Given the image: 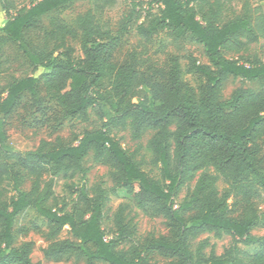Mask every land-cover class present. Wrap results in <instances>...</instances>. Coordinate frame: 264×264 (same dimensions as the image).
<instances>
[{"label":"trees","instance_id":"1","mask_svg":"<svg viewBox=\"0 0 264 264\" xmlns=\"http://www.w3.org/2000/svg\"><path fill=\"white\" fill-rule=\"evenodd\" d=\"M73 1L0 0L5 16L0 76L11 70L4 53L8 44L37 73L0 87V264H41L31 261L32 242L13 246L14 221L30 208L46 221L49 237L68 227L75 240L54 242L42 252L53 261L74 251L85 264H151L144 253L154 251L173 259L170 264H264V236L251 235L254 228H264V62L251 53V46L264 40L261 8L248 6L241 15L227 17L228 0H149L147 9L133 16V6L122 30H134L145 41L166 31L175 41L188 36L202 46L208 65L193 61L190 67L204 80L196 94L181 81L176 57L159 82L132 63L109 61L107 44L114 38L99 17L115 10L118 0H91L90 9L77 18L82 55L75 57L65 33L49 31L42 23L43 16ZM229 78L256 82L260 92L238 88L222 101L221 89ZM40 81L63 118L78 119L88 129L75 145L49 148L41 142L20 155L7 143L4 118L19 106L23 93L41 105ZM117 130L128 131L134 142L151 134L146 150L158 178L145 173L143 161L123 149ZM90 154L95 164L110 170L111 192L133 199L138 208L154 207L174 228V240L150 239L141 247L129 243L123 209L115 218L116 233L107 239L102 222L108 193L100 187L91 195L83 182L67 197L56 196L55 178L71 180L78 174L83 179L87 171L82 163ZM25 178L31 181L28 191L21 189ZM66 187L72 190L70 184ZM232 196L242 204L237 217L228 211ZM202 233L229 236L232 245L221 255L211 249L205 256L206 241L191 250L190 241ZM238 244L257 246V251L250 256Z\"/></svg>","mask_w":264,"mask_h":264},{"label":"rangeland","instance_id":"2","mask_svg":"<svg viewBox=\"0 0 264 264\" xmlns=\"http://www.w3.org/2000/svg\"><path fill=\"white\" fill-rule=\"evenodd\" d=\"M118 7L110 12L104 13L99 17L101 23H106L110 30L113 41H108V58L116 66H123L132 63L135 68L149 77L152 81H163L170 64V60L176 57L179 61L181 70V81L184 85L191 88L196 94L198 89L204 85L201 75L190 71L193 61L197 65H208V61L203 54L201 45L191 41L186 36L180 40H173L172 37L163 31L160 35L151 41H145L134 30L124 31L122 25L130 18L133 6L135 13H142L148 7L149 0H118ZM91 0H75L67 6L55 10L42 18V23L49 31L56 33H65V43L74 48L75 57H81L79 47V32L77 29V18L85 14L90 9ZM254 9L260 7L264 13V0H228L227 17L241 15L245 8ZM133 20V19H132ZM5 21V16L0 13V27ZM4 53L11 64L9 73L0 76V87L13 78H21L32 74L33 68L29 66L26 59L23 58L14 44H8L4 47ZM251 53L264 62V40L251 46ZM236 59L237 56H231ZM238 88H251L255 92H260L259 85L240 79L229 78L223 83L220 98L226 101L230 98L233 91ZM38 91L41 98V105L37 107L27 93H23L19 106L7 117L4 118V132L7 137L8 145L18 154L24 155L27 152L34 151L41 142L46 143L49 148L61 145H75L80 134L87 130V124L81 123L75 118H63L61 109L46 97L44 87L40 81ZM116 139L121 143L124 150L129 154H135V158L142 162V170L152 178L159 177L158 168L151 164V155L146 150V143L150 133H146L139 142L130 139L129 132L126 130H117L114 132ZM264 155V145L262 146ZM86 175L82 179L80 175H75L71 180H65L61 177L55 178L56 185L54 191L58 197H67L68 193L75 191L84 182L88 192L92 195L94 189L100 187L107 191L108 201L104 210L102 228L106 238L110 239L115 233V218L120 209H123L121 215L122 225L129 232L127 241L137 246H145L150 239L164 238L168 240L175 239L174 228L169 221L159 215L155 208L147 205L143 209L138 208L135 201L126 198L123 194L112 193L113 181L110 170L107 166L95 164L92 161V154L84 159L82 163ZM21 175H25L20 171ZM48 176V174H46ZM66 183L71 185L72 190H68ZM31 181L25 178L21 189L28 191ZM192 186V185H191ZM223 185L219 184V189ZM185 195L183 189L177 199L178 204ZM228 211L232 217H237L242 208L239 198L232 196L228 200ZM49 227L46 221L40 217L33 209H28L20 214L14 221L13 226V246L19 247L25 242L34 244L31 261L41 264H85V260L74 251L66 252L59 261H53L43 257V251L54 242L64 240L75 241L69 232L68 227H64L54 238L48 236ZM254 237H263L264 228L258 226L251 231ZM206 241L203 252L208 256L213 249L216 255H221L225 249L232 245L229 236H223L221 239L215 238L210 233H202L190 241V249L194 250L196 246ZM126 241L121 246H125ZM238 247L252 256L257 251V246H245L238 244ZM147 255L151 264H170L173 259L165 258L156 252L144 253ZM93 264H106L104 262H94Z\"/></svg>","mask_w":264,"mask_h":264}]
</instances>
